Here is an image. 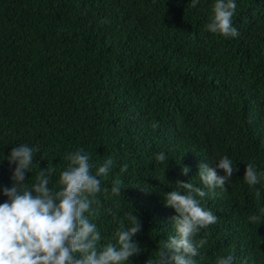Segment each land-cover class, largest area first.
Returning a JSON list of instances; mask_svg holds the SVG:
<instances>
[{"label":"trees","instance_id":"1","mask_svg":"<svg viewBox=\"0 0 264 264\" xmlns=\"http://www.w3.org/2000/svg\"><path fill=\"white\" fill-rule=\"evenodd\" d=\"M235 3L239 35L224 37L206 29L215 0H0V188L11 187L15 146L39 149L26 181L51 164L53 190L66 154L83 148L93 173L114 161L89 217L101 244L131 226L128 213L141 222V252L126 264L155 261L175 235L164 196L177 181L208 192L195 198L218 217L194 237L207 240L195 264H264V179H244L248 163L264 172V0ZM225 155L236 171L213 196L199 164Z\"/></svg>","mask_w":264,"mask_h":264},{"label":"clouds","instance_id":"2","mask_svg":"<svg viewBox=\"0 0 264 264\" xmlns=\"http://www.w3.org/2000/svg\"><path fill=\"white\" fill-rule=\"evenodd\" d=\"M235 0H215L213 15L206 24L211 33L224 37H236L238 30L232 26L236 10ZM158 124L153 125L157 128ZM37 147L20 144L12 148L6 157L9 165H15L11 175V187L0 188L7 199L0 203V264H126L130 257L141 252L133 241L134 235L141 231L137 215L128 213L126 219L130 227L120 222L113 239L101 244V233L89 217L95 216L92 205L97 203L101 193L102 176H107L114 165L108 158L93 173L91 156L83 148L66 154L68 166L59 176V189L49 187L51 175L55 171L51 164L41 169L36 180L29 186L26 173L31 172ZM158 162L167 158L163 152L156 155ZM215 167L207 163L199 164L198 176L213 196L216 188L226 191L225 185L231 180L236 169L228 156L219 157ZM128 165L120 169L126 172ZM217 169L223 170L219 175ZM190 169L182 167L187 176ZM245 181L254 186L264 179V172L258 173L256 166L248 163L244 173ZM122 181L114 180L111 194H121ZM180 189L185 190L181 192ZM104 188L103 192L108 193ZM208 195L190 182H176V190L165 193L166 207L175 209L176 216L171 218L175 235L168 237L158 252V258L148 260L147 264H195L194 257L206 239L194 237L203 228L215 224L218 217L210 209L200 205L196 196ZM260 192H256L259 197ZM264 214V209H261ZM253 223L261 221V216L251 215ZM234 257H220L217 264H233Z\"/></svg>","mask_w":264,"mask_h":264}]
</instances>
